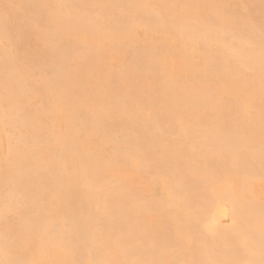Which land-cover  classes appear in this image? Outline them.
<instances>
[{
    "label": "bare ground",
    "instance_id": "6f19581e",
    "mask_svg": "<svg viewBox=\"0 0 264 264\" xmlns=\"http://www.w3.org/2000/svg\"><path fill=\"white\" fill-rule=\"evenodd\" d=\"M262 22L261 0H0V261L259 264Z\"/></svg>",
    "mask_w": 264,
    "mask_h": 264
},
{
    "label": "snow or ice",
    "instance_id": "6c2138e0",
    "mask_svg": "<svg viewBox=\"0 0 264 264\" xmlns=\"http://www.w3.org/2000/svg\"><path fill=\"white\" fill-rule=\"evenodd\" d=\"M261 6L264 8V0H261ZM6 7H9L6 5ZM60 22V21H58ZM5 25L8 23V18L5 17L4 20ZM260 36H261V74L262 78H264V22L261 23L260 27ZM261 157L264 159V140H262L261 144ZM261 260L259 261V264H264V210H262L261 213ZM0 264H22L20 261L16 260H8V261H0ZM100 264H124V262H119V261H113V262H100ZM136 264H139V262H136ZM242 264H255V261L248 260L242 262Z\"/></svg>",
    "mask_w": 264,
    "mask_h": 264
},
{
    "label": "rangeland",
    "instance_id": "374dc122",
    "mask_svg": "<svg viewBox=\"0 0 264 264\" xmlns=\"http://www.w3.org/2000/svg\"><path fill=\"white\" fill-rule=\"evenodd\" d=\"M27 49H30V48H27ZM43 61H44V60H43ZM0 154H1V152H0ZM2 155H3V154L0 155V159L2 158ZM143 176H144V175H143ZM144 177H148V176L145 175ZM157 188H158V189H159V188L161 189V186L155 187V189H157ZM149 196H151V195L147 194V196H146V195L143 194V197H144V198H148Z\"/></svg>",
    "mask_w": 264,
    "mask_h": 264
}]
</instances>
